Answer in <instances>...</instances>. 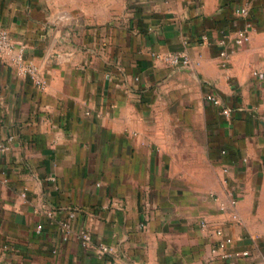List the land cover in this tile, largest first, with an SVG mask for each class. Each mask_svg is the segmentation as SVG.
Segmentation results:
<instances>
[{
	"label": "crops",
	"instance_id": "0c3cea01",
	"mask_svg": "<svg viewBox=\"0 0 264 264\" xmlns=\"http://www.w3.org/2000/svg\"><path fill=\"white\" fill-rule=\"evenodd\" d=\"M0 29V264H264V0H0Z\"/></svg>",
	"mask_w": 264,
	"mask_h": 264
},
{
	"label": "built area",
	"instance_id": "2783aa9c",
	"mask_svg": "<svg viewBox=\"0 0 264 264\" xmlns=\"http://www.w3.org/2000/svg\"><path fill=\"white\" fill-rule=\"evenodd\" d=\"M237 14L240 18L244 20V28L240 29L234 36L232 43L229 42L228 37H224L223 41L221 42V45L223 46V49L220 51V57L227 62L229 58L231 57V54L234 53L235 48H240L245 45H247L251 41V29L253 28V24L251 22V9L248 6H244L237 10ZM203 39L206 40L207 38L203 36ZM233 47V48H228ZM15 44L14 41L10 35V33L7 30L0 29V58H3L4 56H11L12 52L14 51ZM25 48H21L17 55L13 56L11 59L12 61L17 65L19 68V71L21 74L25 76H31L34 84L36 87L40 90H46L48 83L47 81L41 77L39 70L33 65V64H27L25 62ZM163 60L173 67H179V66H189L190 64V58L186 53H177V54H169L163 58ZM257 75V73H255ZM209 101H211L216 106H221V101L218 99V97L214 95L208 96ZM222 115L226 117L231 116V112L228 109L222 110ZM4 149V148H3ZM74 218V214L70 215V220ZM205 222H203L204 224ZM38 229H41L39 227ZM63 232L66 235V239L69 237L72 227L71 225L66 222L62 224ZM218 236H222V231H217L216 233ZM81 239L84 246H88L91 237L87 232L81 233ZM231 243V240L228 239L225 242H222L220 244L221 248H224L226 244ZM102 252L109 251L108 248H102ZM248 256V252H244L243 254H237V256Z\"/></svg>",
	"mask_w": 264,
	"mask_h": 264
}]
</instances>
